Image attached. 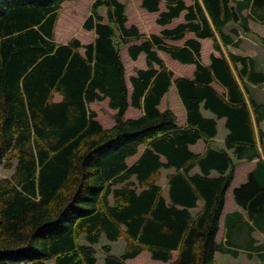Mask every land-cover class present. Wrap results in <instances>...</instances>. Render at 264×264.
<instances>
[{"label": "trees", "instance_id": "trees-1", "mask_svg": "<svg viewBox=\"0 0 264 264\" xmlns=\"http://www.w3.org/2000/svg\"><path fill=\"white\" fill-rule=\"evenodd\" d=\"M68 1L74 0H0V165L13 170L0 180V264H95L94 246L102 237L125 242L119 257L110 253V245L102 247L104 264H127L142 252L169 264H215L217 253L237 257V248L257 253L258 264H264V244L252 237L264 234V160L257 147L259 140L264 155V133L255 131L264 121V103L249 90L264 83V72L254 59L233 54L211 57L207 68L197 60L194 40L178 49L164 44L192 32L212 39L217 48L216 36L224 37L227 23L248 31L243 9L264 18V0H242L235 8L230 0H191L190 6L163 0L167 11L157 23L170 24L186 12L184 23L150 38L125 27L123 4L95 0L83 28L97 37L86 46L76 39L55 42L62 4ZM160 1L142 0V7L158 12ZM100 7L107 8L106 20L97 12ZM140 39L144 42L130 47L129 55L135 60L144 52L147 69L131 78L128 100L120 48ZM232 42L228 37L223 43ZM260 43L264 49V40ZM156 50L196 66L193 80L175 81L186 110L184 128L172 112L157 109L172 73ZM213 83L226 93L218 94ZM105 98L117 110L109 129L89 109ZM202 103L218 119L226 118L227 150L208 148L202 155L189 150L217 134L215 119L200 112ZM129 105L143 115L124 120ZM141 147L129 166L127 160ZM254 158L259 162L247 182L234 190L245 215H226V240L216 243L236 161ZM194 167L200 174H191ZM168 169L174 173L168 175L166 201L157 182ZM213 171L216 177L210 176ZM199 203L201 209L193 213Z\"/></svg>", "mask_w": 264, "mask_h": 264}, {"label": "crops", "instance_id": "crops-1", "mask_svg": "<svg viewBox=\"0 0 264 264\" xmlns=\"http://www.w3.org/2000/svg\"><path fill=\"white\" fill-rule=\"evenodd\" d=\"M76 1V0H75ZM72 1L71 3L75 2ZM92 1L90 3L89 11L92 5ZM119 3L123 4L125 6V16H126V28L134 27L138 31L139 35L150 38L151 36H157L160 37L162 32L164 30H171L178 26L179 24L184 23V15L186 12H182L180 16L176 19H173L170 24L167 25H159L157 23V20L159 18V15L166 12L167 9L165 7V2L161 0L158 4V12H148L144 7H142V0H117ZM186 4V6H190L192 1L191 0H183ZM230 6L235 8L236 2H242V0H230ZM70 2H66L63 4V8L66 4H71ZM101 10H104V13L101 14ZM98 14L102 16L106 20V13L107 8L100 7L97 10ZM264 13V11H261ZM262 15V13H261ZM241 16L243 19H245V23H242L243 25L247 26L248 31L245 30L242 31L241 28H238V25L235 23H227L222 30L224 37L217 38V48L214 46V41L210 38L205 39H198L194 33L188 32L184 35L182 39L179 40H171V39H164V44L178 49L186 47V42L188 40H194L196 43L199 44V57L197 60L200 62L201 65L209 68L211 65V57L214 58H222L223 56L228 59V54H233L235 56L239 57H249L256 61L257 64V70L264 72V69H262V62L258 60V57L260 53H262V45L260 43V39L264 40V18H260L257 16V14L252 13L251 8L247 7L241 11ZM258 17V18H257ZM61 19V16L59 17ZM209 19V18H208ZM59 21V20H58ZM58 24V23H57ZM57 27V25H56ZM233 31H236L237 34H234ZM56 33V28H55ZM86 35L93 34L94 31H84ZM86 35H83L81 38H77L82 46H86L90 44L88 41V37ZM85 37V38H84ZM93 37L94 34H93ZM230 37L233 42L231 44H224V39ZM119 38V33H115V39ZM223 42H222V41ZM144 42L143 39L140 40H132L128 44L122 45L120 48V58L122 65L124 67V80L128 92V100H130V95L132 93V84H131V78L136 75L138 71H143L147 69V63H146V54L144 52H141L135 60H133L129 55V49L132 46H139ZM60 45H64L66 43H59ZM261 47H260V45ZM188 47V46H187ZM264 50V49H263ZM80 53L83 55L85 52L84 48H81ZM157 56L160 60L163 61L164 66L167 70H169L172 73L171 77V84L168 88L167 93L161 98L157 109L160 112H164L166 110L172 112L174 116L176 117V122L178 127L184 128L187 126V116H186V110L182 103L181 97L178 93L177 86L175 84V81L177 79L185 78L189 80H193L194 78V72L196 70L195 64H186L181 63L177 59L172 58V56L162 50H156ZM193 53V52H192ZM194 54V53H193ZM240 68V66H237ZM155 69H158V66L155 65ZM211 87L220 95L225 94L226 90L219 84L213 83L211 84ZM249 90L251 92V95L257 101L258 103H264V83L260 85H249ZM57 96V95H56ZM59 97V96H58ZM61 100V98H60ZM58 101V100H57ZM98 106H103L101 108H105V117L104 119H101L99 113L95 109ZM89 108L91 111L96 113V119L97 121L104 127V128H111L115 124L114 115L116 114L117 110L109 108V99L105 98L102 101L93 102L89 105ZM200 112L202 116L206 119H215L216 121V131L217 134L215 137L210 138L208 141L199 140L196 144L189 147V150L194 154L202 155L205 153V151L208 148H211L213 150L219 151V150H227L226 148V137L228 135V130L226 128V118H220L218 119L217 116L210 110L206 109L204 107V103L200 106ZM143 115V110H139L136 108H133L129 105L126 113L124 114V119H138ZM260 129L264 133V121L259 123V125L256 127L257 130ZM256 138H258L256 133ZM257 147L261 153V159L264 160V155L261 151V145L258 140ZM143 147L140 148L138 156L134 158H130L127 160V164L130 166L132 165L141 155L143 151ZM232 151H229L231 153ZM259 162V159L254 158L253 160H245V161H236V168H235V174L233 181L230 184V187L228 188L226 195H225V203H224V209L219 221V231L216 236V243L224 242L226 240L225 238V216L228 214H232L235 212H239L243 215H245L242 208H240L235 200H234V190L240 187L241 185L245 184L248 179V175L255 169L257 163ZM173 169L168 170H162L161 176L157 182V185L161 187L162 193L166 191V195L163 197L168 201V188H167V182H168V175L173 174ZM191 174H200L199 167H194L191 171ZM211 177H216V172H211ZM202 207V204H198V208L193 209V213H197ZM252 237L257 241V245L264 244V234L259 232H254L252 234ZM120 239L118 240V244L116 246L115 252H120L125 242L122 243ZM101 242H103V245H110L111 247V254L114 256H121L123 252L119 255L113 254L114 252V244L117 242H109L106 240L105 237H102L100 239ZM83 243V240L80 241ZM95 247V246H94ZM236 249V247H234ZM239 250L238 256H245V263L246 264H258L259 263V257L258 254L249 250H245L242 248H237ZM242 249V250H241ZM220 254V253H217ZM215 255V258L217 256ZM143 255V254H142ZM146 264H169L164 263L161 261L152 260L150 257V253L146 252ZM226 255V254H222ZM230 256V255H229ZM138 258L141 257V254L137 256ZM134 258L131 260H127V264H138L136 260L138 258ZM233 257V258H237ZM177 258V253H173V260ZM97 262V260H96Z\"/></svg>", "mask_w": 264, "mask_h": 264}, {"label": "rangeland", "instance_id": "rangeland-1", "mask_svg": "<svg viewBox=\"0 0 264 264\" xmlns=\"http://www.w3.org/2000/svg\"><path fill=\"white\" fill-rule=\"evenodd\" d=\"M71 3V2H70ZM91 0H76L75 2L71 4H66L63 8V12L61 14V19H59L57 27H56V33H55V39L58 43H67L72 38H81L83 35H86L83 33L82 24L84 20L89 15V7H90ZM101 14L104 13V10L100 11ZM88 37L89 43L93 40V34L86 35ZM85 38V37H84ZM260 45V44H259ZM261 47V45H260ZM262 48V47H261ZM262 53H260L258 60L262 62L261 66L262 69H264V50L262 49ZM59 101L60 97L55 96V101ZM103 106H98L95 109L99 113L101 119H104L105 117V108H101ZM13 164H15V161H13ZM13 173V170H6L3 168V164L0 165V180L3 178H9L11 174ZM164 196L167 194L166 191L163 192ZM122 243L123 240H121ZM118 242L115 245H117ZM103 245V242H99L96 246V264H104V253L101 250V247ZM116 246L114 247L113 254L119 255L121 252H123V246L120 252H115ZM143 254V255H142ZM146 252L141 253V257H137L138 259L136 262L138 264H146ZM215 264H246L245 263V256L241 255L237 258H233L229 255H222L217 254L215 258Z\"/></svg>", "mask_w": 264, "mask_h": 264}]
</instances>
